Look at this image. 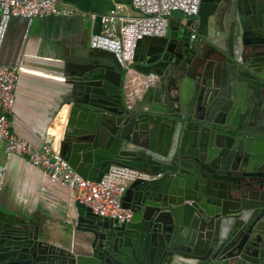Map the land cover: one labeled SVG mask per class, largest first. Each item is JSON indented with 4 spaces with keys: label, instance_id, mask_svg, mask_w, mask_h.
Masks as SVG:
<instances>
[{
    "label": "water",
    "instance_id": "95a60500",
    "mask_svg": "<svg viewBox=\"0 0 264 264\" xmlns=\"http://www.w3.org/2000/svg\"><path fill=\"white\" fill-rule=\"evenodd\" d=\"M80 57L66 69L61 156L93 181L112 166L145 174L123 198L132 216L119 224L77 202L76 253L0 209V264H264V0L172 12L167 37L137 44L134 69L159 80L131 109L113 54Z\"/></svg>",
    "mask_w": 264,
    "mask_h": 264
},
{
    "label": "crops",
    "instance_id": "0c3cea01",
    "mask_svg": "<svg viewBox=\"0 0 264 264\" xmlns=\"http://www.w3.org/2000/svg\"><path fill=\"white\" fill-rule=\"evenodd\" d=\"M61 2L77 8L83 16L36 18L30 24L13 18L0 56V63L13 66L20 62L24 68L10 120L12 131L38 149L45 140L60 147L71 108L66 104V69L81 58L80 54L90 47L92 35L101 30L99 20L93 21L91 14H104L116 7L125 15L135 14L131 0ZM172 21L174 26L179 25L178 19ZM139 76H130L131 89L137 87ZM4 149L0 142V164L6 166V176L0 184V209L32 219L50 244L80 252L85 238L77 230L76 194L52 183L41 168L24 156L12 155L6 160Z\"/></svg>",
    "mask_w": 264,
    "mask_h": 264
},
{
    "label": "built area",
    "instance_id": "2783aa9c",
    "mask_svg": "<svg viewBox=\"0 0 264 264\" xmlns=\"http://www.w3.org/2000/svg\"><path fill=\"white\" fill-rule=\"evenodd\" d=\"M200 4L201 0H131L135 12L132 16L123 14L119 7L104 14H91L93 21L99 20L101 30L92 35L90 47L110 52L122 67L126 74L128 109L137 97H141L144 89L159 80L154 73L145 76L134 69L138 42L146 37H167L172 12L181 11L194 16L198 14ZM73 16H83V13L75 7L64 6L61 0H0V56L13 18L25 19L30 24L36 18ZM195 39L194 33L191 40ZM23 71L20 62L13 66L0 63V142L4 143L6 160L12 155L24 156L32 165L41 168L52 183L72 190L77 202L88 207L93 214L119 224L129 221L132 212L123 206L124 195L130 184L147 177L145 174L128 167L112 166L100 181L84 179L61 156L60 147H54L50 140H45L38 149L12 131L10 116L18 79ZM132 74H139L141 78L135 89L130 88ZM5 176L6 166L0 164V184Z\"/></svg>",
    "mask_w": 264,
    "mask_h": 264
},
{
    "label": "flooded vegetation",
    "instance_id": "af4514ba",
    "mask_svg": "<svg viewBox=\"0 0 264 264\" xmlns=\"http://www.w3.org/2000/svg\"><path fill=\"white\" fill-rule=\"evenodd\" d=\"M196 37H197V35H196Z\"/></svg>",
    "mask_w": 264,
    "mask_h": 264
}]
</instances>
